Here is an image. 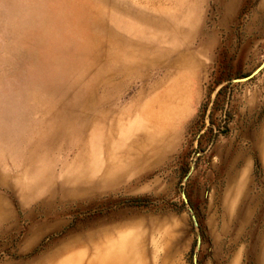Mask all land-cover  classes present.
<instances>
[{
	"label": "rangeland",
	"instance_id": "rangeland-1",
	"mask_svg": "<svg viewBox=\"0 0 264 264\" xmlns=\"http://www.w3.org/2000/svg\"><path fill=\"white\" fill-rule=\"evenodd\" d=\"M263 61L264 0H0V264H264Z\"/></svg>",
	"mask_w": 264,
	"mask_h": 264
},
{
	"label": "water",
	"instance_id": "water-1",
	"mask_svg": "<svg viewBox=\"0 0 264 264\" xmlns=\"http://www.w3.org/2000/svg\"><path fill=\"white\" fill-rule=\"evenodd\" d=\"M263 69H264V61L261 64V66L257 70H255L251 75L244 77V78L235 79L234 82H237V83L238 82H247V81L253 79L255 76H257ZM183 199L186 202V204H189L185 193H183ZM191 212H193L192 209H191ZM193 219L195 221V225L198 227V222H197L196 216L194 214H193ZM198 241H199L198 243L200 244V239Z\"/></svg>",
	"mask_w": 264,
	"mask_h": 264
},
{
	"label": "crops",
	"instance_id": "crops-1",
	"mask_svg": "<svg viewBox=\"0 0 264 264\" xmlns=\"http://www.w3.org/2000/svg\"><path fill=\"white\" fill-rule=\"evenodd\" d=\"M253 101H257L256 98H254Z\"/></svg>",
	"mask_w": 264,
	"mask_h": 264
},
{
	"label": "bare ground",
	"instance_id": "bare-ground-1",
	"mask_svg": "<svg viewBox=\"0 0 264 264\" xmlns=\"http://www.w3.org/2000/svg\"><path fill=\"white\" fill-rule=\"evenodd\" d=\"M110 254V253H109Z\"/></svg>",
	"mask_w": 264,
	"mask_h": 264
}]
</instances>
